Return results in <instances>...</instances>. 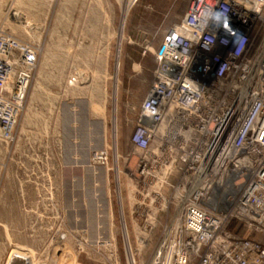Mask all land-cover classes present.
<instances>
[{
	"label": "rangeland",
	"instance_id": "obj_1",
	"mask_svg": "<svg viewBox=\"0 0 264 264\" xmlns=\"http://www.w3.org/2000/svg\"><path fill=\"white\" fill-rule=\"evenodd\" d=\"M190 3L0 0V28L39 58L16 141L0 143V264L16 251L34 264H170L179 213L151 204L131 137ZM105 149L108 166L92 164Z\"/></svg>",
	"mask_w": 264,
	"mask_h": 264
},
{
	"label": "built area",
	"instance_id": "obj_2",
	"mask_svg": "<svg viewBox=\"0 0 264 264\" xmlns=\"http://www.w3.org/2000/svg\"><path fill=\"white\" fill-rule=\"evenodd\" d=\"M156 59L131 143L151 204L179 213L166 228L176 232L164 246L170 264H264V0H191ZM38 60L0 28L4 148L16 141ZM109 159L105 149L92 164Z\"/></svg>",
	"mask_w": 264,
	"mask_h": 264
},
{
	"label": "bare ground",
	"instance_id": "obj_3",
	"mask_svg": "<svg viewBox=\"0 0 264 264\" xmlns=\"http://www.w3.org/2000/svg\"><path fill=\"white\" fill-rule=\"evenodd\" d=\"M27 252V251H26ZM16 255V256H15ZM29 256V254H24V253H20V252H14L13 254H12V256L10 257V260H9V263L8 264H10L11 263V261L13 260V258L14 257H19L20 259H21V261H22V259H24L25 261H24V264H34L33 263V261L28 257ZM157 259H159V257L158 258H156V260ZM167 259H169V255H167ZM16 262H17V260H16ZM20 262V261H19ZM23 262V261H22Z\"/></svg>",
	"mask_w": 264,
	"mask_h": 264
},
{
	"label": "crops",
	"instance_id": "obj_4",
	"mask_svg": "<svg viewBox=\"0 0 264 264\" xmlns=\"http://www.w3.org/2000/svg\"><path fill=\"white\" fill-rule=\"evenodd\" d=\"M257 238V237H256Z\"/></svg>",
	"mask_w": 264,
	"mask_h": 264
}]
</instances>
